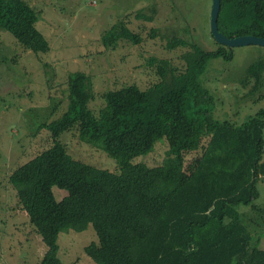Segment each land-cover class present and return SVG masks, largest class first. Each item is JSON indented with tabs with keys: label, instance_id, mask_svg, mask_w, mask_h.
<instances>
[{
	"label": "trees",
	"instance_id": "1",
	"mask_svg": "<svg viewBox=\"0 0 264 264\" xmlns=\"http://www.w3.org/2000/svg\"><path fill=\"white\" fill-rule=\"evenodd\" d=\"M156 12L150 5L135 17L151 22ZM39 14L24 0H0V32L24 52L45 55L50 47L36 29ZM217 28L229 39H264V0H220ZM141 41L122 19L100 39L111 49ZM216 44L204 51L172 36L165 48H186L181 65L146 58L156 81L145 89L124 84L106 90L97 111L89 106L94 96L88 75L70 73L65 111L29 134L30 141L44 131L47 146L6 175L17 208L44 245L38 264H62L58 235L88 226L96 241L84 253L95 264H264V210L257 207L264 110L240 125L214 118V97L201 77L211 59L232 57L228 47ZM237 83L245 97L260 93L257 99H263L264 60L245 67ZM62 134L113 159L117 171L73 158ZM162 139L167 147L160 165L132 162ZM53 189L65 193L57 199Z\"/></svg>",
	"mask_w": 264,
	"mask_h": 264
},
{
	"label": "rangeland",
	"instance_id": "2",
	"mask_svg": "<svg viewBox=\"0 0 264 264\" xmlns=\"http://www.w3.org/2000/svg\"><path fill=\"white\" fill-rule=\"evenodd\" d=\"M24 1L40 13L36 29L50 49L45 55L24 52L11 35L0 32V264H38L43 255L41 238L29 226L25 213L17 208L6 175L47 146L44 131L40 130L30 141L29 134L43 119L51 121L65 111V82L70 73L82 71L88 75L94 96L89 106L97 111L102 105L100 95L106 90L124 84L145 89L156 81L153 69L145 65L146 58L168 59L180 66L179 56L186 48L167 50L165 43L172 36L193 42L204 51L217 47L209 31L211 0ZM150 5L157 11L153 21L135 17L137 10L146 11ZM119 19L132 32L140 34L139 44L120 42L115 49L101 44L102 33ZM151 29L155 32L153 37L149 36ZM229 49L231 59L208 61L201 83L214 97V118L240 125L264 110V98L257 99L260 93L245 97V89L237 83L245 67L264 60V47L247 45ZM53 106L56 109L50 115ZM60 140L73 158L117 171L113 159L79 144L71 135L62 134ZM166 147L163 139L158 140L148 155L132 162L160 165ZM257 188L260 193L257 207L264 210V182L258 183ZM53 192L57 199L65 193L58 189ZM92 241H96V235L91 226L82 232H62L57 239V256L62 264H95L84 253V247ZM259 248L264 249V238Z\"/></svg>",
	"mask_w": 264,
	"mask_h": 264
},
{
	"label": "water",
	"instance_id": "3",
	"mask_svg": "<svg viewBox=\"0 0 264 264\" xmlns=\"http://www.w3.org/2000/svg\"><path fill=\"white\" fill-rule=\"evenodd\" d=\"M220 9V0H211V7L209 13V31L214 41L220 45H224L228 48L257 45L264 47V39L253 36H241L236 38H226L218 31L217 17Z\"/></svg>",
	"mask_w": 264,
	"mask_h": 264
}]
</instances>
